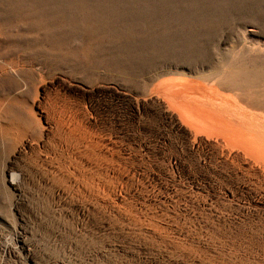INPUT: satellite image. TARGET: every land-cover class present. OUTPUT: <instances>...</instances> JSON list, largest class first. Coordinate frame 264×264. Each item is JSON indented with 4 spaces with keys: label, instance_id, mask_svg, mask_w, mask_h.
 Wrapping results in <instances>:
<instances>
[{
    "label": "rangeland",
    "instance_id": "obj_1",
    "mask_svg": "<svg viewBox=\"0 0 264 264\" xmlns=\"http://www.w3.org/2000/svg\"><path fill=\"white\" fill-rule=\"evenodd\" d=\"M47 2L46 24L33 0L0 7L14 24L58 29L64 61L44 76L43 97L77 139L0 143V264H264V179L221 168L205 144L221 138L200 135L192 150L158 106L178 115L162 89L170 82L233 99L222 87L231 81L264 98V0ZM6 164L51 183L11 191Z\"/></svg>",
    "mask_w": 264,
    "mask_h": 264
},
{
    "label": "bare ground",
    "instance_id": "obj_2",
    "mask_svg": "<svg viewBox=\"0 0 264 264\" xmlns=\"http://www.w3.org/2000/svg\"><path fill=\"white\" fill-rule=\"evenodd\" d=\"M58 1L60 0H55L56 9L58 7H61L60 2ZM33 2L37 4V7L39 9V11L37 12L42 13L39 18H36L38 19L37 21L39 23L44 22L46 24L47 21H49L46 15V9L48 5L47 0L45 2L44 0H38V3L33 0ZM42 8H44L43 12ZM10 18L11 17L8 12L2 10V8L0 7V143L11 146V144H8L10 142H8L9 139L7 138L8 135H12L16 139H19L25 146V148H28L31 147V145L30 143L23 141L25 137H29L32 139L35 138L36 140L40 141L41 139L48 137L51 134L54 137H60L64 141L71 144V141L77 139L75 135L76 129H71L59 122L56 123L52 121L48 115L49 111L47 112V106L43 97V94H48V88H46L47 85L44 86L45 83H43V79H45L44 76L47 73H52V71L57 67L62 66L64 61H62L61 57L62 50L65 46L63 42L57 37V34L59 33L58 29L48 27L33 28L28 23L25 24L23 22L20 24H14V21L12 22ZM23 18L24 17L22 16L18 17V19H21L22 21ZM68 18L70 19V17ZM28 20L33 21L34 23V19L28 18ZM70 48L72 51H76L74 46H71ZM10 55L14 57V60L9 62L8 64H5L4 61L2 62L1 58H3L4 56L10 57ZM63 55L65 56V54ZM6 59L3 58V60ZM6 67L9 69L6 70ZM226 84L229 85L226 86ZM226 84L223 83L222 87H224V90H230L234 94L235 97L233 96V99H220L215 97L206 99L195 93L191 94V96L189 88L187 90L186 84L181 82L178 84V86L180 85V87L177 88V86L175 84H172V82L166 83V85H164V88L162 89H164V92L169 95L168 97L170 99L168 98L167 103L178 111V115L176 116L171 111L165 112L166 107H163L159 102L158 106L160 105L162 108V113L167 115L165 116V118H169L172 121L171 123H173V125L176 123L178 129H181L182 132L186 135V138L190 140L189 147L192 150H200V144L204 143V139H201L199 137L200 135H206L208 138H221V145L220 141L217 143H205L210 145L211 149L214 152L213 160L219 161V165L221 166V168L231 170L236 178H238L239 175L241 177H244V174L248 173L252 174L255 177L264 179V174H262L264 173V98L251 94L236 93L237 91H234V88H236L234 87V85L236 83L231 84L230 81V83ZM239 84L236 85L238 86ZM53 129H55L54 132H52ZM13 142L14 141L11 140V143ZM12 145L13 151L17 150L16 143L14 142ZM225 147L228 150V154L226 156H223L224 154L222 149ZM235 148L242 150L243 154H237L233 157L231 152ZM18 153L20 154L19 149ZM29 153H31V151ZM246 157L249 160L248 164H245L244 162L246 161ZM169 161L171 165L173 164V166H176L177 163H180V158L170 157ZM256 165L262 166L263 170L261 171V174L256 171ZM11 167L10 164L5 165V172L3 176H10V180H6V177L3 180L5 188L7 186L11 191H15L20 186L32 185L33 187L41 188L49 183L44 182V180L43 182L36 181L32 176L35 169L32 171L25 169L20 171L19 173H16L11 169ZM35 173L38 174L37 171ZM55 184H59L58 181L55 182Z\"/></svg>",
    "mask_w": 264,
    "mask_h": 264
}]
</instances>
